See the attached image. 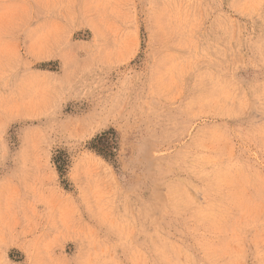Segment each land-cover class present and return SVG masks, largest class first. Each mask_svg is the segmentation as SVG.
Returning <instances> with one entry per match:
<instances>
[{
    "label": "rangeland",
    "instance_id": "rangeland-1",
    "mask_svg": "<svg viewBox=\"0 0 264 264\" xmlns=\"http://www.w3.org/2000/svg\"><path fill=\"white\" fill-rule=\"evenodd\" d=\"M0 264H264V0H0Z\"/></svg>",
    "mask_w": 264,
    "mask_h": 264
}]
</instances>
